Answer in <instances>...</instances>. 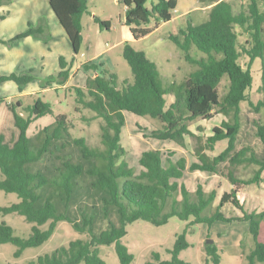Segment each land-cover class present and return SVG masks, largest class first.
I'll return each mask as SVG.
<instances>
[{
	"label": "trees",
	"instance_id": "obj_1",
	"mask_svg": "<svg viewBox=\"0 0 264 264\" xmlns=\"http://www.w3.org/2000/svg\"><path fill=\"white\" fill-rule=\"evenodd\" d=\"M46 1L64 29L74 54H78L82 42L81 18L87 10V0ZM122 1L125 24L134 39L146 36L159 23L172 19L178 4V0H156L148 8L147 0ZM8 2L0 0V7ZM197 2L208 7L207 18L199 23L188 20L186 28L181 30L182 38L170 36L187 53L186 58L199 67L183 83L174 82L164 87L156 63L142 50L135 49L130 41L124 42L122 55L130 66L132 79L119 83L117 76L103 68L102 63H83L86 70L96 74L87 76L84 86H72L69 90H74L76 103L86 104L102 118L99 144L86 137L73 136L67 115L55 114L52 105L40 97L29 105H22L20 110L16 103H6L17 134L8 137L0 132V190L16 193L18 201L0 206V213H17L31 223V227L26 236L20 237L10 224L0 221V244H15L13 254L19 257L24 249L46 242L60 221L69 222L84 237L71 239L25 263L2 264H107L100 256L99 247L111 244H114L119 264H132L135 255L122 241L127 225L137 219L161 225L170 216L188 220L186 229L177 234L173 246L166 249L168 258L153 251V261L144 264H191L180 257V252L190 245L186 239L187 228L194 223L209 227L215 221L248 223L254 245L246 254L244 264L264 263V240L260 239L264 210H246L237 189L240 184L263 180L264 154L260 155L250 145L236 149L241 104L246 102L256 111L264 112V0ZM152 18L154 27L148 26ZM95 20L100 26L108 28L110 25L108 20L97 17ZM29 35L44 41L49 38L40 21L36 26L28 24L26 30L1 41L10 42ZM192 45L205 57L198 59L190 55ZM243 55L247 57L245 64L240 62ZM257 58L261 63L260 96L253 102L249 94L253 83L251 66ZM72 62L58 57L57 84L68 79V65ZM34 79L29 72L0 75V82L12 80L19 91ZM53 80L54 77L49 76L41 82L40 88L51 86ZM166 93L175 95L169 105H166ZM3 101L5 98L0 97V102ZM124 111L159 121L160 125L151 130L150 137L173 141L185 149H188L186 138H191L192 151L189 152L194 159L188 168L217 174L232 185L230 191L222 192L213 211L206 210L216 200L215 189L206 191L197 183L195 190L190 191L182 181L186 157L174 160L173 151L164 157L160 149L149 148L138 158L139 170L121 159L126 152L121 144ZM212 112L226 117L232 114V119H223L207 137L189 128L190 121ZM45 115L53 116V121L30 134V124ZM255 136L264 146V121L256 123ZM223 139L227 140V146L222 151L213 156L206 153ZM240 164L255 165L252 176L242 178L235 170ZM77 194L82 196L79 219L68 213L69 204ZM98 198L100 204L96 203ZM226 204L239 209L241 215H226L222 210ZM207 238L210 237L207 235ZM203 250L205 264H219L221 254L216 243L205 240Z\"/></svg>",
	"mask_w": 264,
	"mask_h": 264
},
{
	"label": "rangeland",
	"instance_id": "obj_2",
	"mask_svg": "<svg viewBox=\"0 0 264 264\" xmlns=\"http://www.w3.org/2000/svg\"><path fill=\"white\" fill-rule=\"evenodd\" d=\"M153 2H156V0H147L145 5L150 8ZM201 7L204 6H201L197 0H179L178 6L172 13V19L159 23L146 36L134 39L129 26L125 24V5L122 0H87V10L81 18L82 42L80 50L78 54L74 55L73 50L70 48L64 54L65 60L68 63L74 57L72 67L68 65L69 70L72 68L74 72L73 76L71 78L69 76L63 84H57V74L50 73L44 78L38 79L39 75L37 74L39 73L34 71L38 76L34 80L38 81L30 84L28 89L31 90L34 86H37L36 88L39 89L42 81L49 76H53L54 80L51 87H46L47 89L44 92L41 91L39 94H34V91L31 90L33 94L12 97L11 99L9 97L7 101L16 103L18 110H20L22 105H29L35 98L40 97L41 100L52 105L54 112L57 111L58 113H65L67 115V119L70 121L69 131L73 136L86 137L92 143L99 144V124L102 118L86 104H76L74 90H69V87L72 86H84L87 76L95 75L91 70H86L82 63L86 61L97 64L102 63L103 68L117 76L119 83L127 78L132 79L130 66L122 55L124 42L130 41L135 49L142 50L149 60L156 63L160 81L164 87L174 82L177 84L183 83L199 67L186 58L187 53L179 48L170 36L176 35L182 38L181 30L186 28L188 20H191L193 23L205 20L208 10H203ZM186 10H189V13H185ZM96 17L101 20H108L109 27L100 26L95 20ZM154 24L155 20L152 18L148 26L154 27ZM45 29L50 35L47 24ZM0 31L7 34V30L3 26L0 27ZM243 40L244 37L241 38V41ZM11 43L12 41L5 42L7 46H10ZM189 54L198 59L205 57V54L194 45L191 46ZM54 56L55 53L53 54V58ZM240 62L245 64L247 57L243 55L240 58ZM54 64L57 65V62ZM1 72L4 71L0 69V75ZM251 73L253 83L249 94L252 101L256 102L260 96L258 87L261 84V63L259 58L255 59L252 63ZM56 87L57 89H55ZM2 89L10 92L9 85L3 84ZM221 90H223V84L221 85ZM164 97L166 105H169L174 100L175 95L173 93H166ZM123 114L124 125L121 130V144L126 152L121 156V159H125L130 166L139 170L138 158L143 150L149 148L160 149L164 153V157L169 151H173L172 159L174 160L181 156L186 157V175H184L182 181L185 182L190 191L195 190L197 183H201L206 191L215 189L217 191L216 200L212 203L211 208L206 210L208 213L213 211L222 192L230 191L232 185L227 179L217 174L206 171L199 172V174L188 168L194 159L189 152L192 151L191 138H186L188 149H185L173 141L150 137L151 130L160 125L159 121L148 116L137 115L130 111H124ZM238 114L241 129L236 142V149L244 145H250L260 155H263L264 146L255 136V130L256 123L264 121V112L256 111L246 102H243ZM47 117L50 116H46L43 120L32 122L29 133L31 134L44 125L49 124V119L52 118ZM228 118L232 119V114L226 117L222 113L212 112L207 117L190 121L188 125L197 135L207 137L212 133V129L215 126H218L223 119ZM0 132L6 133L8 137H14L17 134L12 113L8 110L5 102L0 103ZM226 146V139L219 140L216 142L214 150L207 149L206 153L210 156L216 155ZM255 168V165L240 164L235 170L242 178H247L252 176ZM262 176L263 180L259 183L240 184L237 187L239 189L238 196L248 211L264 210V171L262 172ZM15 201H18L16 193L0 190V206L9 205ZM81 202L82 196L79 194L75 195L69 204L68 213L70 216L79 219L78 207ZM96 203L100 204L99 198ZM222 210L226 215H241V211L231 204L224 205ZM2 220L10 224L15 229V233L20 237L26 236L31 227V223L26 221L23 216L14 212L8 214L0 213V221ZM187 223L188 220L184 221L177 216H170L168 221L161 225H155L144 219H137L128 224L127 233L122 237V241L135 255L132 264H144L146 261H153V251H158L162 258H168L169 254L166 249L173 246L176 235L186 229ZM207 235L220 249L221 258L219 264H244L246 254L254 245L253 237L248 230V223L215 221L209 227L207 224L194 223L187 228L186 232V239L190 245L180 252V257L191 264H205L206 254L203 250V245L207 239ZM77 237H84V234L77 232L69 222L60 221L56 231L46 242L37 247L24 249L19 257H15L13 254L16 247L15 244L11 242L0 244V264L5 262L25 263L28 259L48 252L60 244H67L71 239ZM260 239L264 240V225L261 229ZM99 253L107 264H119L114 244L101 245ZM209 264L213 263L210 262ZM257 264L264 263L258 262Z\"/></svg>",
	"mask_w": 264,
	"mask_h": 264
},
{
	"label": "crops",
	"instance_id": "obj_3",
	"mask_svg": "<svg viewBox=\"0 0 264 264\" xmlns=\"http://www.w3.org/2000/svg\"><path fill=\"white\" fill-rule=\"evenodd\" d=\"M201 9L208 10V7H201ZM185 13H189V10H186ZM0 16H3V18H0V27L3 26L5 30H7V34H5L6 32L0 31V69L4 71L1 72V74L29 72L36 78L38 77L37 75H39L38 79H42L50 73L57 74L59 72L58 57H64V54L69 51L70 48L72 50V47L64 29L58 22L46 0H9L8 4L0 7ZM40 21H42L45 26L46 24L48 25L49 36L51 37L47 41L33 35L13 40L10 46H7V44L1 41L8 40L19 32L26 30L28 24L36 26L40 24ZM54 53L55 56L53 58ZM70 60L73 61V65L74 57ZM54 61L57 62V65L54 64L56 63ZM72 65L70 67H72ZM34 71H37L39 74L36 75ZM73 73L72 68H70L69 78L73 76ZM35 81L38 80L28 83L21 91H19L17 84L12 80L0 82V97H4L5 101L3 102L7 103L9 102L7 101L9 97V99H11L12 97L33 94L32 91H34V94L38 92L41 93V91L44 92L47 88L51 87L48 86L47 88L37 89V86H34L31 88V91L28 89V86L32 83H36ZM3 84L10 86V92H6V90L2 89ZM54 113L57 114L58 112L56 111ZM46 116H50L47 118H52L49 119V123H51L54 118L51 115H45L34 121L43 120ZM193 171L198 173L203 172L199 170ZM184 175H186V169L184 170Z\"/></svg>",
	"mask_w": 264,
	"mask_h": 264
},
{
	"label": "water",
	"instance_id": "obj_4",
	"mask_svg": "<svg viewBox=\"0 0 264 264\" xmlns=\"http://www.w3.org/2000/svg\"><path fill=\"white\" fill-rule=\"evenodd\" d=\"M211 241H212L211 238H207V239H206V242H211Z\"/></svg>",
	"mask_w": 264,
	"mask_h": 264
}]
</instances>
